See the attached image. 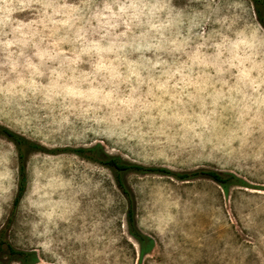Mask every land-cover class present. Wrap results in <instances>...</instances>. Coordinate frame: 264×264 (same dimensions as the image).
I'll use <instances>...</instances> for the list:
<instances>
[{
    "label": "rangeland",
    "instance_id": "rangeland-1",
    "mask_svg": "<svg viewBox=\"0 0 264 264\" xmlns=\"http://www.w3.org/2000/svg\"><path fill=\"white\" fill-rule=\"evenodd\" d=\"M0 125L51 151L29 157L6 233L36 264H264V26L251 0H0ZM97 143L247 187L126 174L153 242L140 257L111 173L65 150ZM16 182L0 137V228Z\"/></svg>",
    "mask_w": 264,
    "mask_h": 264
},
{
    "label": "trees",
    "instance_id": "trees-1",
    "mask_svg": "<svg viewBox=\"0 0 264 264\" xmlns=\"http://www.w3.org/2000/svg\"><path fill=\"white\" fill-rule=\"evenodd\" d=\"M255 6L258 22L264 26V1L251 0ZM0 137L11 143L15 149V161L17 171V182L15 196L12 200L11 211L4 225L0 228V264H36L38 261L35 252L30 250H20L14 248L6 239V233L9 229L12 212L18 205L26 189V163L29 157L36 153H49L41 145L35 143L15 132L0 125ZM75 156L99 165L107 169L114 180V183L125 201L124 224L126 233L134 240L138 247L140 257L148 254L152 247V240L139 232L135 222V201L132 192L124 182V176L128 173L139 175L154 174L172 177L178 181H188L194 179H207L224 192L230 187H247V185L236 176L230 173L221 172L212 169H195L192 171L173 172L161 167H148L135 163H130L118 155H111L105 152L100 144H93L89 147H78L74 149H65ZM51 154V153H50Z\"/></svg>",
    "mask_w": 264,
    "mask_h": 264
}]
</instances>
